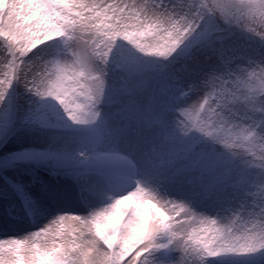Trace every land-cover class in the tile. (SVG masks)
I'll return each mask as SVG.
<instances>
[{"label": "snow or ice", "instance_id": "6c2138e0", "mask_svg": "<svg viewBox=\"0 0 264 264\" xmlns=\"http://www.w3.org/2000/svg\"><path fill=\"white\" fill-rule=\"evenodd\" d=\"M0 264H264V0H0Z\"/></svg>", "mask_w": 264, "mask_h": 264}]
</instances>
